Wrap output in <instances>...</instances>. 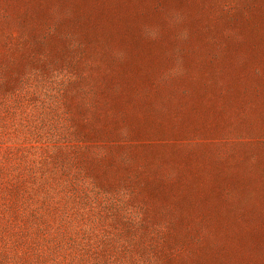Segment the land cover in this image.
<instances>
[{"label":"rangeland","instance_id":"rangeland-1","mask_svg":"<svg viewBox=\"0 0 264 264\" xmlns=\"http://www.w3.org/2000/svg\"><path fill=\"white\" fill-rule=\"evenodd\" d=\"M88 4L0 0V264H223L264 220V0Z\"/></svg>","mask_w":264,"mask_h":264},{"label":"trees","instance_id":"trees-1","mask_svg":"<svg viewBox=\"0 0 264 264\" xmlns=\"http://www.w3.org/2000/svg\"><path fill=\"white\" fill-rule=\"evenodd\" d=\"M88 1L94 0H50V4L61 3L64 12L78 26L91 23L90 5ZM166 32L158 38V41L172 39L175 42L178 39V29L172 25H166ZM163 31V30H162ZM161 30L159 32H162ZM261 32L260 28L247 29L245 42H255L256 36ZM129 33V34H128ZM189 33V32H188ZM136 29L127 32L124 39L135 40ZM207 33L188 36L190 40H204ZM118 37L119 34H116ZM239 225V227H237ZM226 237L219 244L226 259L223 264H264V220L244 221L241 223H224Z\"/></svg>","mask_w":264,"mask_h":264}]
</instances>
